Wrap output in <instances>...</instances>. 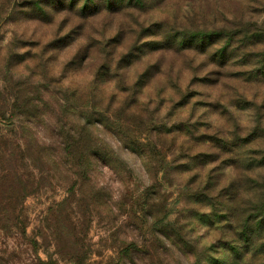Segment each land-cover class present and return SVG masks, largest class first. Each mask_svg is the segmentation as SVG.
Masks as SVG:
<instances>
[{
  "label": "rangeland",
  "instance_id": "1",
  "mask_svg": "<svg viewBox=\"0 0 264 264\" xmlns=\"http://www.w3.org/2000/svg\"><path fill=\"white\" fill-rule=\"evenodd\" d=\"M0 264H264V0H0Z\"/></svg>",
  "mask_w": 264,
  "mask_h": 264
},
{
  "label": "trees",
  "instance_id": "2",
  "mask_svg": "<svg viewBox=\"0 0 264 264\" xmlns=\"http://www.w3.org/2000/svg\"><path fill=\"white\" fill-rule=\"evenodd\" d=\"M214 32V31H212ZM205 36H202V35H196L195 36V39H194V44L192 46L196 48H200V47H209L211 46V42L209 41L212 37L214 36H218V40H226L228 41L223 49L221 50V52L219 53L221 55V57L219 58H222L224 56V53L226 51V49L233 43L232 40H234V38L236 37L235 34H229L225 31H223L222 33H209L208 35H206L204 33ZM208 36V37H207ZM201 38V39H200ZM200 39V40H199ZM178 40H181V39H178ZM218 54V56H220Z\"/></svg>",
  "mask_w": 264,
  "mask_h": 264
}]
</instances>
